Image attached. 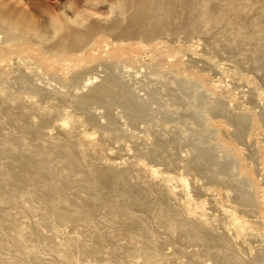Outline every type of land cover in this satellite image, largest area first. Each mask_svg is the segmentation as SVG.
I'll return each instance as SVG.
<instances>
[{"label":"rangeland","instance_id":"374dc122","mask_svg":"<svg viewBox=\"0 0 264 264\" xmlns=\"http://www.w3.org/2000/svg\"><path fill=\"white\" fill-rule=\"evenodd\" d=\"M245 8L242 18L247 20V26L256 23L252 32H263L264 0L254 6L245 4ZM243 32L232 29L229 24L223 36L200 34L191 37V41L176 36L161 38L157 45L146 50L135 46V42L120 50H107L112 41L96 39L83 56L90 63L86 69H79L81 72L77 75L63 76L61 66L40 62L44 72L23 75L21 80L15 78L14 73L6 75L14 88L0 86V100L12 106L16 103L22 111L30 113L28 116H56L57 119L48 121V126L55 125L57 130L53 133L63 132L70 141H75L90 164L100 168L114 166V171L125 173L127 182L133 181L145 189H160L158 191L167 195L160 197L162 200L174 207L182 206L173 210L188 224L215 236L216 232L231 229L232 241L240 244L234 247L247 253L251 251L253 257L264 258V39L241 40ZM16 56L6 57L3 64H12ZM194 58L199 61H192ZM103 75L123 84L127 98L114 100L108 96L101 104L89 105L86 112L92 118L102 114L108 121L116 122L124 131L123 137L114 128H103V119L101 124L95 118L91 119L93 122H84L80 115L70 119L69 106L63 107L57 102V109L53 111L54 104L43 99L47 96L69 99L63 92L72 91L71 78L82 87L95 78L100 80ZM24 82H28L27 93L25 86L19 85ZM40 88L44 90L39 92ZM34 93L38 101L35 96L32 98ZM134 107L144 111L141 118L128 114L127 110ZM46 129L42 139L46 138ZM139 155L141 158L135 160ZM186 160L191 166L186 165ZM27 175L32 173L18 170L15 159L0 155V195L6 201V204L0 203V216L8 224L19 222L17 217L20 218L18 213H21L28 215L24 221L37 234H47L51 225L56 224L64 225L62 230L67 234L80 227L94 242L105 239L100 264H109L114 245L130 243L134 247L145 241L142 238L129 241L114 235L113 221L107 217H97L89 225L72 222L73 219L62 221L56 214L50 221L38 224L40 214L30 208L46 206L43 196L48 190L22 186L20 180ZM184 192L189 193L191 199L187 200ZM70 194L88 200L83 191L75 190ZM233 207L245 209L248 214L240 215ZM230 211L234 212L236 220ZM140 222L144 226L156 224V220ZM17 230V227L1 229L0 240L17 235ZM167 234L162 228L148 231V241L155 245H146V254L151 256L155 251L166 264H188L189 260L180 256L179 244ZM195 249H199L193 255L195 264L226 263V253H218L219 257L214 250ZM10 254V249L3 248L0 260L7 262ZM54 255L46 249L34 264H47ZM122 256L119 253V257ZM140 256L145 258L143 254ZM93 260L88 258L86 262L90 264Z\"/></svg>","mask_w":264,"mask_h":264},{"label":"bare ground","instance_id":"6f19581e","mask_svg":"<svg viewBox=\"0 0 264 264\" xmlns=\"http://www.w3.org/2000/svg\"><path fill=\"white\" fill-rule=\"evenodd\" d=\"M261 1L0 0V86L5 84L8 88H14L5 77L10 73L16 74L14 77L21 80L24 76L44 72L40 62L57 64L61 66L63 76L73 77L87 68L90 60H85L83 56L88 47L101 38L112 41L109 43L111 45H107V50H120L133 45V42L136 43L135 46L146 50L157 45L161 38L176 36L190 40L200 34L223 36L230 24L232 29L244 30V36L239 37L241 40H263L264 31L258 34L252 32V29L257 27L256 23L255 26H247V20L242 18L245 4L254 6ZM228 15L231 16L229 19ZM254 34L255 37H246ZM12 54L17 55L16 59L12 64L4 65V59ZM192 61L199 60L194 58ZM69 83L73 87L72 91L63 92L69 99L62 96L43 98L54 104L52 110L57 109L56 103L59 102V105L71 108H65L69 111L66 115L70 119L80 115L84 122H93L91 119L95 118L100 124L103 119V128H114L123 137L124 131L118 128L116 122L108 121L102 114L92 118L86 112L89 105L101 104L108 96L114 100H125L127 97L123 84L104 75L100 80L95 78L82 87L72 78ZM19 85L25 86V93L29 92L28 82ZM43 90L40 88L39 92ZM35 95L38 96L34 93L32 98ZM27 96L26 99H31ZM35 100L38 101V98ZM127 111L135 119L141 118L144 113L141 107ZM28 114L30 113H25L17 107L16 103L12 106L6 100H0V155L15 159L21 172L32 173L20 180L22 186L24 184V187L35 186L48 190L43 196L47 205L41 209L30 208L39 212L38 224L50 221L56 214L61 216L62 221L73 219L72 222L82 221L89 225L93 224L97 217H107L113 221L111 228L114 235L123 236L129 241L136 238L145 240L140 246L134 247H131L130 243L114 245L108 259L109 264H166L163 258L155 255V251L149 256L144 250L146 245H155L148 241L147 235V232L154 228H162L168 233V238L173 237L179 244L180 256L188 259V264H195L193 255L198 253L199 249H195L197 247L214 250L216 255L220 252L226 253L225 264H264V258L261 256L253 257L251 251L247 253L240 247H234L238 242L232 241L231 229L216 232V236L205 233L180 218L173 210L178 205L174 207V204L162 200L160 197L166 198L167 195L158 191L160 189H145L133 181L129 183L125 173L114 171V166L100 168L90 164L83 155L84 151L78 144L76 146L75 141H70L63 132L53 133L54 129L57 130L55 125L48 126V121L57 119L56 116L46 117L41 114L35 117ZM44 129L48 131L45 132L46 138L42 139ZM140 156L142 155L137 156L135 160L141 158ZM148 163L151 164L149 160ZM191 164L186 160V165ZM118 165L120 164L117 162L116 166ZM75 190L85 192L88 200L70 194ZM184 193L187 200L191 199L189 193ZM194 197L198 198L199 195L194 194ZM0 203L6 204L3 195H0ZM47 206L51 207L45 210ZM233 211L240 215L248 214L245 209L237 207H233ZM233 211L230 212L236 220ZM18 215L19 222L15 224H8L0 216V230L18 228L17 235L0 240V254L3 248L11 250L7 262L0 260V264H34L46 249L55 254L47 264H88V258L94 259L90 264H100L103 260L101 252L104 238L94 242L89 233L83 232L80 227L67 234L62 230L64 225L60 224L51 225L47 234H37L34 228H30L29 223L24 221L28 219V215ZM141 220H156V224L144 226ZM87 239L88 246L83 250ZM95 243L97 245H94ZM119 253L123 254L121 258ZM140 254L145 255V258Z\"/></svg>","mask_w":264,"mask_h":264}]
</instances>
